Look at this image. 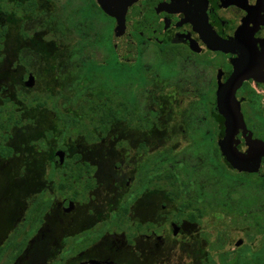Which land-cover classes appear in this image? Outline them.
<instances>
[{"label": "flooded vegetation", "instance_id": "flooded-vegetation-1", "mask_svg": "<svg viewBox=\"0 0 264 264\" xmlns=\"http://www.w3.org/2000/svg\"><path fill=\"white\" fill-rule=\"evenodd\" d=\"M122 13L130 62L113 43ZM110 51L136 66L117 85L102 72ZM0 147V264H54L99 226L63 264H264V0H0ZM227 151L257 172L232 168ZM210 163L256 179L258 202L226 180L206 211L188 173ZM43 192L37 229L14 249Z\"/></svg>", "mask_w": 264, "mask_h": 264}, {"label": "rangeland", "instance_id": "rangeland-1", "mask_svg": "<svg viewBox=\"0 0 264 264\" xmlns=\"http://www.w3.org/2000/svg\"><path fill=\"white\" fill-rule=\"evenodd\" d=\"M136 66H132L130 68L123 69L115 62L114 56L112 52L109 53V67H106L102 72L105 75V80L108 82V84H115L117 85L119 83V76L123 73H131L135 70ZM150 97H149V91L148 89H143L142 91V107H146V105L149 104ZM184 146V145H183ZM1 149V147H0ZM179 151V150H178ZM175 152V153H178ZM190 152H197V149L195 146H192L190 149ZM163 155H159L157 157L158 160V167L159 169H164L162 164H166L167 159H163ZM184 159L187 161V157H184ZM198 162L191 161L190 164L197 165ZM215 164V162H213ZM210 163V167L205 165H200V170L195 171L194 173H188V178L192 181L191 186L193 188L194 196L196 199L200 197L201 200H204V208L206 211L213 210L214 203H216V200H221V195H224L227 192V187L224 186L227 184L226 180L228 182H232L233 185H236L238 187L236 191V195H234V198L238 199L240 197H244L243 201L245 202L246 197V191L249 188L253 187V194H254V202L257 201L258 196L257 194L259 192V183L255 179L251 182V180H247L245 177H241L238 175H221L217 171H214V164ZM180 163L174 166V169H179ZM192 165H190V170L192 169ZM181 179V177H180ZM48 180L51 181V178H48ZM251 192V191H250ZM249 192V193H250ZM261 197V195H260ZM222 201H226L222 198ZM258 202V201H257ZM262 202V200H261ZM49 204V199L46 197V194L43 192L41 194L36 195L33 199L29 201L25 217L22 220L21 224L18 225V227L15 229L14 234L12 238L10 239L9 243L13 244L14 249H19L20 245H18V242L16 241L17 234L21 233L24 230L25 232H28V236L30 237L32 234H34L35 230L38 227V219L41 213L43 212L44 208ZM256 204V203H255ZM243 205L239 206V208H242ZM245 206V205H244ZM173 213L176 212V207H173L172 210ZM214 216L213 214L206 216V222L208 226L213 225L214 223ZM207 226V227H208ZM105 227L99 226L96 229L89 231L86 234L80 235L75 238H71L69 240H66L64 242V247L59 255L58 259L54 262V264H63L65 261L70 259L71 257L76 256V254L81 251V249L86 246V243L88 241H95L97 240L100 235L103 233ZM181 239V238H179ZM177 243L174 242L171 244V249L176 250ZM178 248V247H177ZM171 264H182L181 258L172 257L170 258ZM6 261H4L5 264ZM8 262H10L8 260ZM10 264V263H9Z\"/></svg>", "mask_w": 264, "mask_h": 264}, {"label": "water", "instance_id": "water-1", "mask_svg": "<svg viewBox=\"0 0 264 264\" xmlns=\"http://www.w3.org/2000/svg\"><path fill=\"white\" fill-rule=\"evenodd\" d=\"M116 28L113 35L114 49L117 56L124 61H134L135 60V47L132 45L130 37L127 33V30L124 26V14L122 16L116 17ZM125 42V46L123 43ZM129 43V44H128ZM133 54V56H132ZM225 115V114H224ZM225 116H228L227 121L235 124L236 122H242L241 115L237 113H227ZM236 128L235 126L228 128L229 130ZM227 146L230 147V142L227 143ZM226 155L228 163L232 168L236 169L239 172L245 173H254L257 172V161L251 160L254 165H250L247 162L245 156H239L235 152H223Z\"/></svg>", "mask_w": 264, "mask_h": 264}, {"label": "trees", "instance_id": "trees-1", "mask_svg": "<svg viewBox=\"0 0 264 264\" xmlns=\"http://www.w3.org/2000/svg\"><path fill=\"white\" fill-rule=\"evenodd\" d=\"M179 212H181V209H179Z\"/></svg>", "mask_w": 264, "mask_h": 264}]
</instances>
